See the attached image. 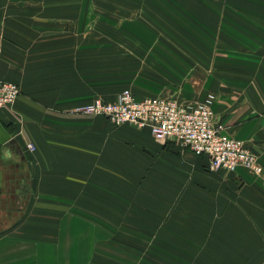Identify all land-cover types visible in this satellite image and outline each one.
I'll return each mask as SVG.
<instances>
[{
  "label": "crops",
  "instance_id": "obj_1",
  "mask_svg": "<svg viewBox=\"0 0 264 264\" xmlns=\"http://www.w3.org/2000/svg\"><path fill=\"white\" fill-rule=\"evenodd\" d=\"M11 3L0 0V77L21 92L12 109H0V264H108L98 243L135 239L112 227L135 224L137 215L119 221L118 211L150 217L173 209L160 204L159 192H141L137 199L143 179L166 173V163L181 174L182 162L206 165V159L156 141L147 128L73 112L99 95L114 102L121 88L107 92L101 77H81V27L43 31L34 24L35 12ZM196 76L137 81H185L184 98L175 99L187 103L215 93V122L264 159V77H235L237 91L228 92L223 83L212 87L209 77ZM158 92L136 96H164ZM234 174L254 182L244 169Z\"/></svg>",
  "mask_w": 264,
  "mask_h": 264
},
{
  "label": "rangeland",
  "instance_id": "obj_2",
  "mask_svg": "<svg viewBox=\"0 0 264 264\" xmlns=\"http://www.w3.org/2000/svg\"><path fill=\"white\" fill-rule=\"evenodd\" d=\"M11 1L35 12L34 24L43 31L81 27V77H101L107 92L118 87L134 95L150 90L184 98L185 81L153 79L150 86L137 77L196 74L209 77L212 87L223 83L228 92L237 91L235 77H264V0ZM163 169L143 179L136 198L159 192L160 204L174 210L150 217L142 210L118 211L119 221L137 215L135 224L112 227L135 239L98 243L108 264H264V193L257 191H264V172L245 170L254 175L248 184L236 174L209 171L200 159L182 162L181 174H174L172 163Z\"/></svg>",
  "mask_w": 264,
  "mask_h": 264
},
{
  "label": "built area",
  "instance_id": "obj_3",
  "mask_svg": "<svg viewBox=\"0 0 264 264\" xmlns=\"http://www.w3.org/2000/svg\"><path fill=\"white\" fill-rule=\"evenodd\" d=\"M2 49L0 46V65ZM21 90L18 84L0 77V109H12ZM216 95L209 93L201 100L187 103L165 96L139 98L130 90L122 91L114 102L94 99L78 107L82 114L104 116L115 125L147 128L156 141L173 143L206 159L211 172L236 173L244 169L262 174L259 157L246 143L231 135L223 124L215 122ZM28 148L34 150L33 144Z\"/></svg>",
  "mask_w": 264,
  "mask_h": 264
}]
</instances>
